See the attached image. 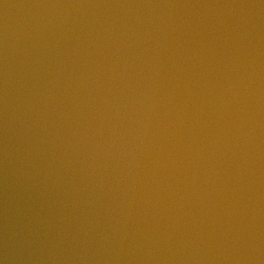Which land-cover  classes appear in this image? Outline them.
<instances>
[{
  "label": "water",
  "instance_id": "water-1",
  "mask_svg": "<svg viewBox=\"0 0 264 264\" xmlns=\"http://www.w3.org/2000/svg\"><path fill=\"white\" fill-rule=\"evenodd\" d=\"M0 264H264V0H0Z\"/></svg>",
  "mask_w": 264,
  "mask_h": 264
}]
</instances>
